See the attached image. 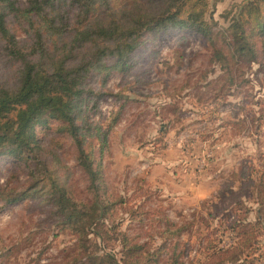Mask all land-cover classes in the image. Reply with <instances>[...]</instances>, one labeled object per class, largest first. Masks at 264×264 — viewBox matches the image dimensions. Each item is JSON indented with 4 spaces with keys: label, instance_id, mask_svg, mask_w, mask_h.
<instances>
[{
    "label": "trees",
    "instance_id": "trees-1",
    "mask_svg": "<svg viewBox=\"0 0 264 264\" xmlns=\"http://www.w3.org/2000/svg\"><path fill=\"white\" fill-rule=\"evenodd\" d=\"M215 2L0 0V158L14 160L26 173V185L12 184V177L0 186V210L20 200L43 203L53 224L72 236L56 264H256L264 259L259 241L264 236V179L254 180L253 172L244 169L233 178L240 190L251 192L256 216L251 219L253 208L244 203L242 192L227 185V194H221L227 204L214 202L216 195L206 201L221 222V234L207 243L199 238L201 252L194 250L199 257L186 254L179 239L174 242L185 227L168 219L159 233L162 244L155 248L119 231L114 225L118 208L101 182L111 123L104 128L89 121L104 96L90 85L92 80L103 87L111 72H129L147 34L177 30L211 38ZM229 17L228 48L233 49L221 54L224 60L257 63L264 70V0H243ZM225 70L232 68L228 64ZM69 144L88 182L85 190H79L64 160ZM227 234L235 240L221 246L219 238ZM115 240L121 244L120 258L110 248ZM184 245L190 252L194 247Z\"/></svg>",
    "mask_w": 264,
    "mask_h": 264
},
{
    "label": "rangeland",
    "instance_id": "rangeland-1",
    "mask_svg": "<svg viewBox=\"0 0 264 264\" xmlns=\"http://www.w3.org/2000/svg\"><path fill=\"white\" fill-rule=\"evenodd\" d=\"M215 1L211 38L177 30L147 34L129 72H111L103 87L98 80L90 82L104 96L89 121L104 128L111 123L101 182L118 208L114 225L155 248L162 244L159 233L168 219L185 227L174 242L179 239L191 258L198 256L194 250L201 252L199 238L207 243L208 237L221 234V222L206 201L216 195L214 202L227 204L221 194L227 185L242 188L233 178L240 169L252 171L254 180L264 179V70L257 63L224 60L233 49L228 48L226 16L231 18L243 0ZM227 62L231 72L225 70ZM38 131L42 134L43 128ZM75 155V148L67 145L64 160L79 190H85L88 182ZM22 170L14 160L0 158V186L12 177V184L26 185ZM190 180L192 188L200 189L198 200L192 198L190 185L178 187ZM246 189L240 190L241 198L254 210L257 205ZM219 239L221 246L235 240L231 234ZM259 241L263 253L264 236ZM113 242L110 248L120 258L121 244ZM188 243L194 244L191 252L184 245ZM71 244L70 232L53 224L40 201L20 200L0 210V264H56Z\"/></svg>",
    "mask_w": 264,
    "mask_h": 264
},
{
    "label": "crops",
    "instance_id": "crops-1",
    "mask_svg": "<svg viewBox=\"0 0 264 264\" xmlns=\"http://www.w3.org/2000/svg\"><path fill=\"white\" fill-rule=\"evenodd\" d=\"M160 169V168H159ZM187 175H189V174H187ZM192 175V174H191ZM189 176V178L190 177H192V176ZM194 181V180H193ZM191 184H193L192 182H191V180H190V182L189 183H187V181H185V182H182L181 184H179L178 185V187H179V189H181V190H183V189H187L188 187H189V185L191 186ZM197 185V184H196ZM190 189V191H191V194H193V199H195V200H198V197H200V194H199V192H198V189H199V187L198 188H195V187H193L192 188V186H191V188H189ZM200 190V189H199ZM200 199V198H199Z\"/></svg>",
    "mask_w": 264,
    "mask_h": 264
}]
</instances>
